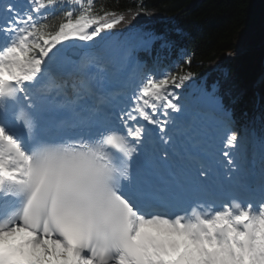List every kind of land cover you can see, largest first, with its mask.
<instances>
[{"label":"snow or ice","instance_id":"6c2138e0","mask_svg":"<svg viewBox=\"0 0 264 264\" xmlns=\"http://www.w3.org/2000/svg\"><path fill=\"white\" fill-rule=\"evenodd\" d=\"M95 5L0 0V264H264V135L241 138L216 85L189 119L179 61L66 51L124 21Z\"/></svg>","mask_w":264,"mask_h":264},{"label":"trees","instance_id":"16d2710c","mask_svg":"<svg viewBox=\"0 0 264 264\" xmlns=\"http://www.w3.org/2000/svg\"><path fill=\"white\" fill-rule=\"evenodd\" d=\"M95 6L123 14L124 21L116 27L157 20L153 25L163 40H156L154 48L171 43L172 50L163 51L162 60L169 63L168 68L180 62L182 71L173 69L178 77L187 73L197 77L246 41L248 50L235 55L229 76L220 80L219 91L235 116L234 129L241 130L252 109L250 80L260 66L258 44L264 29V0H96ZM182 47L187 52L180 50ZM185 58L191 63L184 64ZM215 76L210 75L212 79Z\"/></svg>","mask_w":264,"mask_h":264},{"label":"rangeland","instance_id":"374dc122","mask_svg":"<svg viewBox=\"0 0 264 264\" xmlns=\"http://www.w3.org/2000/svg\"><path fill=\"white\" fill-rule=\"evenodd\" d=\"M143 29H136L133 31V33L135 34L134 36H131V34H127L129 32H126L122 35L119 36L116 44L118 45V49H121V50H124L126 49L129 45H134V38L138 35L140 38L142 37V33H143ZM263 35H262V39L260 40V44L264 45V29H263ZM106 33H102V35H105ZM130 37V40L128 39ZM116 37V36H115ZM99 37L96 38V41L98 40ZM129 41H128V40ZM112 40H115L114 39H111L109 40L108 42L110 43V41ZM105 42L106 40H102V42ZM78 42V41H76ZM75 43V42H74ZM84 43V42H83ZM85 48H86V51H89L87 49H93V48H96V46H98L97 44L93 43V42H85ZM107 43V42H106ZM77 44V43H76ZM246 45H247V42L246 41H243L240 43V47H243V48H246ZM83 46V45H81ZM186 87V86H185ZM194 90V88H191V87H186V88H183V89H177L176 91L180 94L181 96V99H180V103L185 107V110L186 112L190 113V110L194 107V104H193V101H194V98L192 96V91ZM246 131H247V128H244L243 131L239 134L241 136V138L247 142V138H246ZM250 161V160H249Z\"/></svg>","mask_w":264,"mask_h":264},{"label":"bare ground","instance_id":"6f19581e","mask_svg":"<svg viewBox=\"0 0 264 264\" xmlns=\"http://www.w3.org/2000/svg\"><path fill=\"white\" fill-rule=\"evenodd\" d=\"M83 50H85V48H83ZM87 50H89V51H87V53H90V52H92V51H94V50H96V49H87ZM174 114V113H173ZM185 114H187L186 112H185Z\"/></svg>","mask_w":264,"mask_h":264},{"label":"water","instance_id":"95a60500","mask_svg":"<svg viewBox=\"0 0 264 264\" xmlns=\"http://www.w3.org/2000/svg\"><path fill=\"white\" fill-rule=\"evenodd\" d=\"M75 50H77V52H80V49H78L77 47H74Z\"/></svg>","mask_w":264,"mask_h":264}]
</instances>
